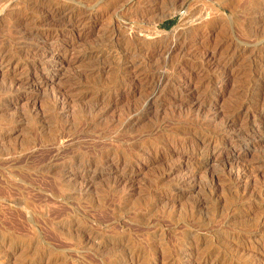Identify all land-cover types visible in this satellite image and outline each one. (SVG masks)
<instances>
[{"label":"rangeland","instance_id":"1","mask_svg":"<svg viewBox=\"0 0 264 264\" xmlns=\"http://www.w3.org/2000/svg\"><path fill=\"white\" fill-rule=\"evenodd\" d=\"M0 264H264V0H0Z\"/></svg>","mask_w":264,"mask_h":264},{"label":"trees","instance_id":"2","mask_svg":"<svg viewBox=\"0 0 264 264\" xmlns=\"http://www.w3.org/2000/svg\"><path fill=\"white\" fill-rule=\"evenodd\" d=\"M172 25H174V21H168L167 23H165L164 27H165V28H169V27H171Z\"/></svg>","mask_w":264,"mask_h":264},{"label":"bare ground","instance_id":"3","mask_svg":"<svg viewBox=\"0 0 264 264\" xmlns=\"http://www.w3.org/2000/svg\"><path fill=\"white\" fill-rule=\"evenodd\" d=\"M207 256V255H206Z\"/></svg>","mask_w":264,"mask_h":264}]
</instances>
